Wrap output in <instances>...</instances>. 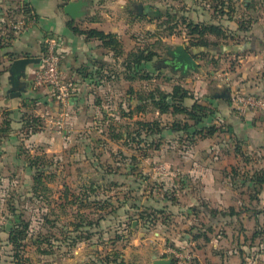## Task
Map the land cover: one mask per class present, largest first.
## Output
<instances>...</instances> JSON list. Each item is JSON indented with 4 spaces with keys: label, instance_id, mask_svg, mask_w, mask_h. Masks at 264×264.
Instances as JSON below:
<instances>
[{
    "label": "rangeland",
    "instance_id": "obj_1",
    "mask_svg": "<svg viewBox=\"0 0 264 264\" xmlns=\"http://www.w3.org/2000/svg\"><path fill=\"white\" fill-rule=\"evenodd\" d=\"M66 3L65 0H0V126L4 110L9 109L6 104L12 101L8 93L11 60L5 53H25L27 46L15 40H21L27 28L34 25L37 20L34 15L37 14L39 19L37 9L47 14L51 6L57 4L58 11L64 12ZM85 10L86 14L76 19L77 24L84 28H102L122 40L124 55L117 62L110 58L105 63L108 69L112 70L114 63L119 68L125 54L131 51L154 50L158 53L152 63L144 65V71L154 78L139 79L133 83V90L135 87L144 93L159 86L171 92L179 83L197 100L205 103L215 100L221 106V112L216 116L217 121L210 118L207 123L215 121L225 129L232 125L235 133L224 131L213 137L196 139L194 145L185 135L186 144L180 146L178 137L168 134L162 149L153 150V156L144 158L141 149L136 150L135 143L131 146L124 145L127 139L112 140L109 126L118 120L117 124L127 122L118 114L109 115L110 120L104 122L103 113L94 111L93 125L88 127L98 128L84 126L75 133L59 132L50 124V129L56 130L53 136L59 144L56 149L48 152L45 142L29 143L23 147L22 154H25L20 160L0 161V264H16L9 232L11 223L19 215L30 222L24 264H105L109 254L112 253L114 259L116 252L123 259L122 262L120 258L119 263L152 264L153 254H171L166 250L168 247L191 256L190 259L184 257L181 264L194 263V257L198 255L205 261L214 260L217 251L227 253L230 257L228 264H246L244 252L250 254V264H264V192H257L255 186L243 187L240 182L228 186L233 181L228 175L234 166L252 175L264 169V119L255 114L256 120L255 117L246 120L239 112L240 116L232 121L233 124L230 118L222 119L229 100L234 102L237 91L258 96L264 94V0H88ZM23 20L24 25H20ZM195 24H214L225 31L221 37L207 33V39L217 45L210 44V49L196 58L199 71L185 76L179 70L172 71L169 65L157 69L155 64L168 57V48L178 44L192 47V40L199 38L191 33ZM51 37L53 35L48 36ZM48 38L41 41L42 56L48 49ZM6 40L18 46L3 47ZM237 46L244 49L237 51ZM248 70L253 73L245 77L244 72ZM257 80L261 85L251 90V82ZM119 85L122 97L119 92L114 98H107L108 103L114 102L107 107L112 108L111 111L119 108L121 99L123 103L128 99V86L125 82ZM224 91L231 95L224 96ZM100 97L104 98L103 94ZM126 104L123 108L128 107ZM119 110L117 113H121ZM56 112L61 114L60 110ZM156 115L153 112L143 117L152 119ZM13 116L19 119L17 113ZM163 118L167 121L171 117L165 115ZM11 132H19L22 136L28 134L26 129L20 131L16 128ZM95 140H99V144L95 145ZM146 145L142 142L141 146L145 148ZM236 145L239 146L238 157L235 156ZM38 154L42 162L47 163L43 165L47 187H41L39 194L33 196L35 169L29 166L27 158ZM134 155L136 159H131ZM186 162L197 167L189 182L195 190L189 192L182 188ZM159 166L163 169H157ZM207 170L209 177L205 178ZM208 179L215 181L218 188L211 187ZM94 182L106 188L100 190L99 197L90 200L112 198L115 206H120L117 211H112L114 206L102 211L92 207L85 209L72 203L75 198L72 195L62 198L66 190L78 195ZM129 190H132L131 197L124 205L123 199ZM136 201L141 207L139 213L152 214L149 219L139 222V213L134 214L136 210L125 214V210ZM230 208L238 213L223 216L219 212ZM212 209L218 213L213 215ZM107 211L110 212L108 217L101 226L91 229L94 233L89 239L75 247L67 245L61 231L64 225L69 227L80 214L96 218ZM205 225L213 226L208 232L211 240L200 239L197 248L189 242L186 234L193 233L195 227L203 229ZM36 238L41 242L34 241ZM118 262L112 260L110 264Z\"/></svg>",
    "mask_w": 264,
    "mask_h": 264
},
{
    "label": "crops",
    "instance_id": "obj_2",
    "mask_svg": "<svg viewBox=\"0 0 264 264\" xmlns=\"http://www.w3.org/2000/svg\"><path fill=\"white\" fill-rule=\"evenodd\" d=\"M37 12L38 14H40L39 19L37 18V20L34 22V25H32L30 28H27L28 30L24 32L21 40H15V41H19L22 46L24 47L27 46L25 53L23 54L21 53L22 55L20 57L26 55H34L41 58L44 50L43 46L42 45L40 46L41 41L42 40L45 41L49 35L55 36L58 39V52L62 56V63H61L62 73L66 79L72 80L77 84L78 90L70 98L69 103L66 106V110L68 111L69 115L63 118L64 121L60 124L61 122L60 120L62 119V117L61 114L58 115V113L56 112L57 110H60V107L57 103L55 94L53 93L52 89L48 87H45L44 89H36L32 84L34 73L37 69L41 67V62L39 64L28 65L26 70L27 71L26 77L22 78V80L27 82L28 85L22 91V94L20 96L17 97L11 96L12 101L8 102L9 104L6 105L9 106V109L15 110L16 113L19 115V119H16L14 117V121L12 124L13 129L17 128L21 131V128L23 126L22 115H25V117L27 115H31L32 117H39L40 120L42 121L41 122L42 125L35 132H33V128L31 125L26 126L28 129V134L25 136L18 134L19 132H14V133L11 132L8 133L6 136L2 137V140L0 141V161H3L5 163V161L7 160L9 162L20 160L21 157L25 154V153L22 154L23 147H25V145H28L29 143L41 144L45 142L46 145H48V152L52 151V149H56V147H58L59 145L56 138L53 137L56 130L50 129L49 125L51 124L57 130H59V132H62L61 130H64L65 132L67 131L69 133L72 132L75 133L80 129H82L84 126L88 127V125L90 124L93 125L92 119H93L94 111H99L101 114L103 113L104 122L110 120L111 115L116 116V114H118L117 116H119L121 119H125V120L127 119V122H120L117 124V122L119 121L118 120L114 122L113 125H110L109 128L112 129L111 131L112 134L118 132H125L126 128H130L131 131H134L135 129L138 128L137 126L138 120H153L158 118L159 120L162 121L164 125L168 124L169 126H171L172 121L174 120V116L171 113L160 115L159 112H154L157 115L155 118L151 119V118H144L143 116L148 113H153L152 110H147L145 112L138 111V109L136 108L138 100L135 99L138 90H135L136 88L134 87V91L136 92L135 94H132V92L129 94V90H132L133 83L138 82L139 79L132 80L126 78V73L124 70L125 67L123 65L124 61L122 62L123 67L122 65H120L121 63H119L118 65L119 68H116L117 67L116 63H114L115 66L112 70L108 69L105 66V63L110 58L111 60L113 59L115 60V62H117V60H120V58L124 54L118 57L115 55L114 51L104 47L102 45V42L97 38H88L85 34H80L75 32L68 25V22L70 20L76 21V19L71 18L65 12H59L57 4L51 6L50 12L47 14L42 13L39 9H37ZM74 25L80 29L97 28L105 31L104 29L98 28L96 26H90L89 28H84L83 26L77 24L76 22L74 23ZM105 32L110 33L107 31ZM37 42L39 44H37ZM14 43H12V45L18 46L17 43L15 44ZM127 55L128 54H125L126 58ZM12 61L13 59L11 60L10 65ZM246 70L247 69H245L244 71ZM251 71L248 70L247 72H244V76L247 77L248 75H252L253 72ZM123 82H125V85L128 86V91L126 93L128 99H126L125 103H123L122 99L119 101L118 107L120 108L121 113L120 112L117 113L118 112L117 109L119 108H116V110L114 111H111L112 108L111 109L107 108L110 107L111 103L112 105L114 103L112 100L108 103L107 98L108 97L114 98V96H117L119 92H121L120 96L122 97L123 93L121 91V86L119 84H122ZM251 83L253 84V86L249 87L251 90H256L261 85V82L259 80L254 82L252 81ZM9 89H8V93H9ZM101 94H103V97L105 99L100 97ZM216 96H220V95H216ZM210 102L213 104V106L217 107L218 109L217 115H219V111L221 112V106H219L218 103H215V100H212ZM126 103L128 104V107L123 108L124 104ZM229 103L230 104L227 105V108L225 109L224 116L222 117V119L230 118L231 123L233 124L234 120L236 118H239L240 115L237 113L239 111L233 106V103L231 101ZM231 113L233 114L235 113V114L230 115ZM239 113L241 114L242 117L244 116L246 120L252 119V117H255L254 119L256 120L257 116H255V114L256 115L258 114L260 119L261 118L264 119V110H260V109L249 110L244 114H242L241 112ZM165 115L170 116L171 118L166 121L163 118ZM212 119L217 121L216 117ZM215 121L213 123L219 127V131L216 134L224 131H228L229 133L234 135L235 132L232 125L231 126L228 125L227 126L228 128L225 129L224 126H222L221 124H217ZM88 128L94 129L98 127L95 126ZM168 134H175L176 135L175 138L178 137L179 146L186 144L184 142L186 138L185 135H183L182 136L183 139H181V135L183 133L171 132L169 129H166L162 139L159 140L160 147L156 148V147H150L149 144L146 145V147L143 149V151H145V154H143L142 157L145 158L151 155L153 156L152 154L153 150L154 151L161 150L163 145L166 144L165 140L167 139L166 136ZM206 138H202L198 136V138H195L193 142L194 144H196L195 142L197 140L206 139ZM112 140L114 139L112 138ZM120 140H125V139H118L115 141L119 142ZM98 142H99L98 140H95L94 142L95 145L99 144ZM193 142L192 145H194ZM134 143L136 144L135 145L136 150L137 148L140 149L139 145L137 146L138 144L137 142L131 141V146H133ZM125 144L126 143H124V145ZM237 148H239L238 145H236V150H237L235 152L236 157H238L240 154L239 149ZM143 151H141L140 154H142ZM45 152L47 153V151ZM131 159H133V156ZM192 165H193L192 163L191 165H188V162H186L185 167L183 169L184 172L183 175L185 178L183 179L184 184L182 185V188H184L186 192L195 190L191 186L192 184L189 183L191 182L194 173L197 172V167ZM238 169L240 168L234 166L232 172L229 173L228 177L233 181L231 180L232 182H230L228 186L235 185L238 184V182H240L241 183L240 185H242L243 187H247V188L250 187L249 183L243 184L242 182H244V180H241V178H244L245 176L250 175L251 173L242 171L241 169L239 171ZM208 171L209 170L206 171L207 174H205V178L209 177ZM235 171H238V174H235ZM207 181L208 184L212 183L211 187H213V185L216 186L215 181H211V179L210 180L208 179ZM216 188L218 187L216 186ZM262 192H264V186ZM200 229L201 228L195 227L192 229L193 233L189 232L186 234V238L189 240V242L194 246H196L197 248H199V245L197 243H199L200 239H195V235L199 234ZM205 230L206 229H202V231ZM170 249H174V248L168 247V249L166 250L169 251ZM170 256L173 257V254L171 253L170 255L159 256V257L167 258ZM213 256L215 257V259L217 258V260L214 259V260L205 261L203 260L202 256L198 255L194 257L195 262L194 263L192 262V264H228L229 263L228 258L230 257H228L226 252L217 251L214 253ZM245 259L247 261L246 264H250V262H248L250 259V254H246L244 252L243 253L244 262ZM176 261L177 260L174 258V264H176Z\"/></svg>",
    "mask_w": 264,
    "mask_h": 264
},
{
    "label": "trees",
    "instance_id": "obj_3",
    "mask_svg": "<svg viewBox=\"0 0 264 264\" xmlns=\"http://www.w3.org/2000/svg\"><path fill=\"white\" fill-rule=\"evenodd\" d=\"M66 2H69L70 0H65ZM37 15V14H36ZM35 16L37 19L38 17ZM31 19V17H29ZM34 18V19H35ZM35 21V20H34ZM75 21L70 20L68 22V25L77 33L85 34L88 38H97L102 42V45L112 51H114L116 56H121L124 54L123 48H122V42L119 39V37L114 33H106L103 30L97 29V28H91V29H80L74 25ZM191 33L197 34L199 38H196L195 40H192V47H188V49L192 52L194 58H198L200 55H202L203 51H207L210 49L212 45H217L215 42H210L207 39V33L216 34L217 36L221 37L225 35V31L222 27L214 24H195V27L192 28ZM212 44V45H210ZM250 45V42L247 43ZM11 41L6 40V43L3 47H10ZM237 46V51H242L244 48L243 46ZM235 48V47H234ZM221 49V48H220ZM233 49V48H232ZM158 53L156 51L152 50H135L131 51L127 58L124 60L123 65L125 67V73L127 79H150L152 80L154 77L153 75L149 74L148 72L144 71V65H146L149 62H152L154 58L156 57ZM5 56H8L10 60H14L19 58L21 55L18 53H10L6 52ZM165 64L158 62L155 64V67L159 69L160 66H165L167 64V61H164ZM169 68L172 69V67L169 65ZM171 78H169L170 80ZM132 92V94H135L136 92L133 90H129V94ZM135 99L138 100V103L136 105V108L139 112H145L147 110H152L153 112H159V114H166L171 113L174 116V120L172 121L171 126L168 124H163L161 120L158 118L153 120H138L137 126L138 128L134 131H131L130 128H126L125 132H118L115 134H112V138L114 140L118 139H127L126 144L131 145V141L137 142L141 151H143V146H140L142 142L145 144H149L150 147H160L159 140L162 139L164 132L166 129H169L171 132H177V133H183L181 135V139L183 135H186L189 140L193 142L195 138L198 136L202 138L211 137L215 135L219 131V127L212 123L208 124L207 120L210 118H215L218 114L217 107L213 106L211 102H202L200 100L195 99L193 93L186 87H184L181 84H175L173 86V90L171 92H168L159 86H156L154 88H149L147 92L141 93L137 92ZM188 100H192L191 103L188 102ZM230 102V100H229ZM16 111L12 109L4 110L3 115V121L2 125L0 126V141L2 140V137L6 136L8 133H11L13 127V121L14 117L13 114H15ZM22 122L23 126L21 128V131L26 129L28 133V129L26 126L31 125L33 128V132L37 131L41 126V120L39 117H32L31 115H22ZM33 122V123H32ZM99 141V140H98ZM145 154V151H143L142 155ZM29 160V166L31 168L35 169L34 173V185L32 188L33 196H37L39 194V190L41 187L46 188L45 185V168L43 165L47 164L46 162H42L41 155H34V156H28L27 158ZM133 159H136L134 156ZM134 168V167H133ZM235 174H238V171H235ZM241 180H244L242 182L243 184L249 183L250 187L255 186L257 187V192H261L263 190L264 186V169L263 170H257L254 172V174H250L245 176L244 178H241ZM96 182L92 183L91 186H89V189L85 188V191L81 194L74 195L69 190H66V194L62 196V198H67L69 195L74 196L73 204H77L79 206H84L85 209L87 208H93L98 209L99 211L105 210L108 208V206L113 207L114 210L117 211L118 208L115 206V203L112 198L106 199V201L101 200L99 198H95L94 200H90L92 197H99L100 190L105 189L106 187H103V184H95ZM114 184H118L117 182H114ZM132 190H129L126 192L127 194L124 196L123 202L124 205H126L127 201L131 197L129 193H131ZM136 200V199H135ZM121 201V200H119ZM131 210H136L134 214H138L139 210H141L140 205L137 203V201L133 204H131L126 210L125 214L129 215ZM156 210V209H155ZM154 212H157L155 211ZM163 211V210H161ZM212 214L215 215L218 213L217 210H211ZM223 216H232L236 215L238 212L234 208H230V210L225 211L221 210L219 211ZM101 213V212H100ZM110 212H105V214H99L96 218H90L87 215L80 214V217L70 223L69 227L62 228V232L66 238V241H68L67 245L70 247H75L77 244L83 240L89 239L92 234L94 233L91 229L96 226H101L102 221H104L108 216ZM152 214L140 212L139 218L137 220L139 222L143 221L144 219H149V217ZM29 227L30 222L23 218L22 215H19L12 223L11 228L9 232V242L12 244L14 249V259L16 264H24L25 263V249H26V239L29 238ZM73 227V228H70ZM206 229L205 231H202V228L199 230V234L195 235V239H205V241H210V236L208 234L209 231L213 230V226H204ZM255 235H258L256 233ZM34 241L37 243L41 242L38 238H36ZM44 252H48V250H44ZM112 253H110L109 257H107L105 264H110V261H117L123 259L121 257V254L115 253L114 259H112L111 256ZM118 264H122L119 263Z\"/></svg>",
    "mask_w": 264,
    "mask_h": 264
},
{
    "label": "built area",
    "instance_id": "obj_4",
    "mask_svg": "<svg viewBox=\"0 0 264 264\" xmlns=\"http://www.w3.org/2000/svg\"><path fill=\"white\" fill-rule=\"evenodd\" d=\"M19 23L20 25H24V20ZM47 41L49 46L41 57V67L34 73L33 86L35 88L48 87L52 89L61 108V124L64 121L63 118L69 115L66 106L70 98L77 92L78 86L74 81L66 79L62 73V56L57 49L58 39L53 36L48 38ZM233 106L242 114L253 109L264 110V95L257 96L237 91L234 96ZM157 169L161 170L163 166H159ZM169 252L177 260L176 264H181L184 257H189L188 259L191 257L189 254H184L177 249H170Z\"/></svg>",
    "mask_w": 264,
    "mask_h": 264
},
{
    "label": "water",
    "instance_id": "obj_5",
    "mask_svg": "<svg viewBox=\"0 0 264 264\" xmlns=\"http://www.w3.org/2000/svg\"><path fill=\"white\" fill-rule=\"evenodd\" d=\"M87 5L88 0H70L64 5L63 10L71 18L77 19L86 14L85 7ZM138 8L142 12V6L139 5ZM166 61L172 69L179 70L183 75H187L192 71H199V62L184 44H178L173 48H168ZM40 62L41 58L34 55H26L12 61L9 68V80L12 85L9 93L12 97L20 96L28 85L27 82L22 80L23 77H26L28 65L39 64ZM230 95V92H227L224 96L229 97ZM153 258L152 264H174V258L172 256L163 258L157 254H153Z\"/></svg>",
    "mask_w": 264,
    "mask_h": 264
},
{
    "label": "flooded vegetation",
    "instance_id": "obj_6",
    "mask_svg": "<svg viewBox=\"0 0 264 264\" xmlns=\"http://www.w3.org/2000/svg\"><path fill=\"white\" fill-rule=\"evenodd\" d=\"M138 9H139V8H138ZM139 11H140V9H139ZM161 61H162L161 63L165 64L164 60H161ZM225 94H227V92H226V91H224V92H223V95H225ZM216 95H221V94H219V93H216Z\"/></svg>",
    "mask_w": 264,
    "mask_h": 264
}]
</instances>
